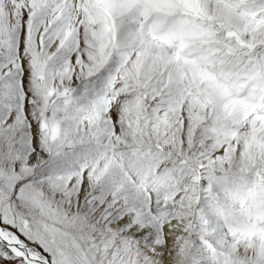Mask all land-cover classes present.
<instances>
[{
	"label": "snow or ice",
	"instance_id": "obj_1",
	"mask_svg": "<svg viewBox=\"0 0 264 264\" xmlns=\"http://www.w3.org/2000/svg\"><path fill=\"white\" fill-rule=\"evenodd\" d=\"M0 264H264V0H0Z\"/></svg>",
	"mask_w": 264,
	"mask_h": 264
}]
</instances>
